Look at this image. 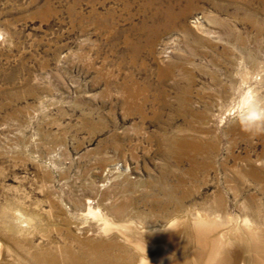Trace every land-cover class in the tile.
Returning a JSON list of instances; mask_svg holds the SVG:
<instances>
[{"label":"rangeland","instance_id":"1","mask_svg":"<svg viewBox=\"0 0 264 264\" xmlns=\"http://www.w3.org/2000/svg\"><path fill=\"white\" fill-rule=\"evenodd\" d=\"M174 220L178 264H264V0H0V264Z\"/></svg>","mask_w":264,"mask_h":264},{"label":"bare ground","instance_id":"2","mask_svg":"<svg viewBox=\"0 0 264 264\" xmlns=\"http://www.w3.org/2000/svg\"><path fill=\"white\" fill-rule=\"evenodd\" d=\"M93 212L94 211L92 207H90L89 213ZM206 222L207 221L204 219H200L199 221L197 220L196 224H194L195 228L197 225L199 226L203 223L206 224ZM178 223V220H174L166 224L158 225L161 227L156 228L157 225H151L149 227H146L147 229L144 230L136 227L135 223L130 222L122 224V226L118 228V231L123 234L121 236L124 239L123 253L121 259L118 261L119 264H178L179 256H181L184 252L188 251L189 248L192 247L190 244L189 246H183V244L179 246L174 245V240L176 238L175 231L176 228H178ZM105 224L106 225L104 227H114L113 223L108 219L106 220ZM163 228L171 229L161 231ZM195 228L194 237L199 247H201V253L205 254L206 251L207 253H209V262H207L206 264H232L233 261L239 260V258L241 257L240 255L236 256L235 258L226 256V254H224V251L222 250L224 241L222 240V238L218 240V237H212V233L204 238L202 244V242H200L198 238ZM101 231V225L96 224V232L101 233ZM249 245L250 248L248 250H253L251 240H249ZM131 247L135 250H133ZM207 248L209 249L206 250ZM92 258V264H108L110 261V259H108V262L107 260L104 261L103 259L98 257V255H95ZM155 258H157L158 262H153ZM247 260H249V264H252L251 257L248 256ZM243 262V264H246L247 261L244 259Z\"/></svg>","mask_w":264,"mask_h":264}]
</instances>
